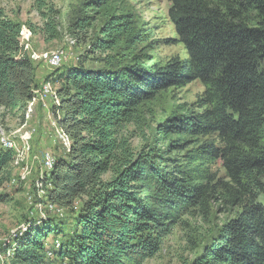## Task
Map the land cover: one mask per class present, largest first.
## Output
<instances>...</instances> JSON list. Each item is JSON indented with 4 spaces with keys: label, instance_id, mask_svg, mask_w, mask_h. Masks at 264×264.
Returning a JSON list of instances; mask_svg holds the SVG:
<instances>
[{
    "label": "trees",
    "instance_id": "obj_1",
    "mask_svg": "<svg viewBox=\"0 0 264 264\" xmlns=\"http://www.w3.org/2000/svg\"><path fill=\"white\" fill-rule=\"evenodd\" d=\"M166 1L174 30L167 41L184 55L148 65L95 58L140 40L130 16L110 14L83 54L98 65L81 60L45 77L56 85L51 113L68 145L35 198L46 221L26 218L23 234L0 241V264H142L184 215L207 221L216 202L233 217L183 264H264V0ZM90 21L75 20L74 42L86 43ZM22 35L19 23L0 20V110H23L36 98ZM195 81V102L156 123L163 94ZM13 160L0 145V203L9 201Z\"/></svg>",
    "mask_w": 264,
    "mask_h": 264
},
{
    "label": "rangeland",
    "instance_id": "obj_2",
    "mask_svg": "<svg viewBox=\"0 0 264 264\" xmlns=\"http://www.w3.org/2000/svg\"><path fill=\"white\" fill-rule=\"evenodd\" d=\"M88 2L89 0H43L39 5L37 0H0V20H11L22 26L20 41L33 61L37 75L34 101L28 102L23 110H0V135L12 143L11 150L14 151V160L9 165L12 179L5 188L9 201L0 203L1 243L8 236L16 238L18 231L23 234L26 218L35 217L41 222L46 221L47 214L37 202L44 191L42 180L49 171L44 165V157L48 155L54 159L68 145L66 137L57 129L51 113V105L56 102V85L45 77L62 66L77 65L81 60H84V66H92L98 65L99 58L114 55L118 60L130 61L129 58H133L148 65L151 62L149 59L164 62L171 55H184L180 44L167 41L174 36V30L167 17L166 0H108L103 7L89 6ZM122 13L132 19V38L140 36V40L134 46L119 42L111 52L104 55L96 53L94 57L98 59L95 60L92 56L84 58L88 43L99 33L102 22L110 14ZM83 14L90 16L91 27L88 28L86 43H77L74 42L73 32L78 29L73 27V23ZM59 50L62 52L61 63L50 65L49 57ZM44 84L50 88V93L42 92ZM201 91L200 83L195 81L183 88L164 93L162 99L155 104L156 123L169 114L180 111L185 105L190 106ZM133 142L136 143L137 139ZM166 144L165 141L161 147ZM178 154L181 153L173 152L170 157L178 158ZM212 168L221 180H225L219 163L215 162ZM258 199L264 206V192ZM63 212L65 211L59 212L58 216ZM233 214V211L216 202L207 221L203 220L201 214L184 215L182 221L176 222L164 237L159 251L142 264H183L185 260H191L196 252L193 245L205 240L208 234L215 232L216 225L222 226ZM58 245L57 242L55 246ZM9 247L7 250H10ZM2 255L1 252V261ZM48 256H51L50 253ZM50 260L46 264H63L65 261L71 264L67 260Z\"/></svg>",
    "mask_w": 264,
    "mask_h": 264
},
{
    "label": "bare ground",
    "instance_id": "obj_3",
    "mask_svg": "<svg viewBox=\"0 0 264 264\" xmlns=\"http://www.w3.org/2000/svg\"><path fill=\"white\" fill-rule=\"evenodd\" d=\"M61 54H62V52H61ZM60 61H61V56H60ZM50 62L53 63L54 66L59 63V53H58V51L54 52L50 56ZM42 92L44 94L50 93V88L46 84H44L42 86ZM0 145H2L5 148H8V149H11V147H12V143L9 142L8 140H5L1 135H0ZM53 164H54L53 157H49L48 155H46L44 157V165H45V167L48 168V169H51L53 167ZM63 264H69V263L65 261V262H63Z\"/></svg>",
    "mask_w": 264,
    "mask_h": 264
},
{
    "label": "built area",
    "instance_id": "obj_4",
    "mask_svg": "<svg viewBox=\"0 0 264 264\" xmlns=\"http://www.w3.org/2000/svg\"><path fill=\"white\" fill-rule=\"evenodd\" d=\"M58 53H59V62H60L61 51L59 50ZM48 63H49L50 65H51V64L53 65V63L50 62V57H49Z\"/></svg>",
    "mask_w": 264,
    "mask_h": 264
}]
</instances>
